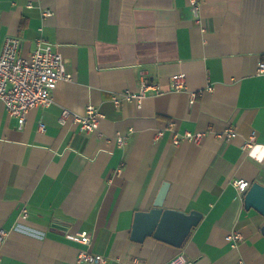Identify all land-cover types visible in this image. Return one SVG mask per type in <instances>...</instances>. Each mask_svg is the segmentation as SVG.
Segmentation results:
<instances>
[{
    "label": "crops",
    "instance_id": "0c3cea01",
    "mask_svg": "<svg viewBox=\"0 0 264 264\" xmlns=\"http://www.w3.org/2000/svg\"><path fill=\"white\" fill-rule=\"evenodd\" d=\"M190 1L0 0V54L16 36L28 58L43 37L73 75L23 126L0 103L2 264H80L82 251L106 264H164L180 254L189 264H264V217L246 210L234 186L264 184L245 148L253 133L264 145V0H200L201 23ZM178 74L185 91L170 89ZM142 82L160 92L124 97ZM89 105L104 115L96 132L61 123L64 109ZM229 128L236 137L217 136ZM186 132L204 137L176 146L175 134ZM164 182L167 207L204 215L182 249L130 239L135 213L150 210ZM81 232L90 246L73 239ZM237 232L233 246L227 237Z\"/></svg>",
    "mask_w": 264,
    "mask_h": 264
},
{
    "label": "built area",
    "instance_id": "2783aa9c",
    "mask_svg": "<svg viewBox=\"0 0 264 264\" xmlns=\"http://www.w3.org/2000/svg\"><path fill=\"white\" fill-rule=\"evenodd\" d=\"M191 7L197 23H201L200 18V0H191ZM52 15L50 10L43 12L44 18ZM257 72L264 74V62L258 66ZM73 75L68 73L64 58L55 51L54 46L43 37L36 42V47L32 54L26 58L21 55V40L16 36L6 39L0 54V103H2L10 116L16 117L21 126L24 125L28 114L32 109L38 107H49L53 103V92L57 89L60 82H70ZM171 91H185L187 89L186 78L183 74L174 75L171 78ZM211 89V88H209ZM160 92L156 85H149L142 82L138 93H127L124 95L127 99L137 98L139 102L143 100L148 91ZM191 100L196 99V94L190 92ZM121 103L119 98H114V104L118 106ZM104 115L94 105L87 106L84 113H77L70 109H64L61 116V123L65 124L69 119L77 124L79 130L86 134H91L99 129L100 120ZM41 131L46 128L40 125ZM163 136V132H159ZM221 139L230 140L237 136L235 129L229 128L223 133L217 135ZM204 137L203 133L175 134L174 144L179 146L183 141L199 143ZM119 145L125 144L124 137H118ZM249 154L261 165L264 170V145L256 142V136L253 133L250 140L245 144ZM234 186L240 194L244 195L250 188L251 183L244 179L234 181ZM27 215V211H23ZM7 232L0 230V249L7 237ZM76 242L90 246L92 237L87 232H81L73 237ZM242 239L240 233L227 237L229 242L236 244V240ZM78 263L87 264H106L107 258L101 254H93L90 251H82L77 258ZM0 264L2 256L0 254ZM134 264H141L135 260ZM164 264H189V259L185 254H180ZM240 264H244L241 262Z\"/></svg>",
    "mask_w": 264,
    "mask_h": 264
},
{
    "label": "water",
    "instance_id": "95a60500",
    "mask_svg": "<svg viewBox=\"0 0 264 264\" xmlns=\"http://www.w3.org/2000/svg\"><path fill=\"white\" fill-rule=\"evenodd\" d=\"M169 190L170 183L164 182L150 210L135 213L131 241L141 244L153 238L177 249L185 247L204 215L198 210L186 212L167 207ZM244 205L246 210L253 209L264 217V184L257 181L251 184L244 194ZM261 231L264 235V226Z\"/></svg>",
    "mask_w": 264,
    "mask_h": 264
}]
</instances>
